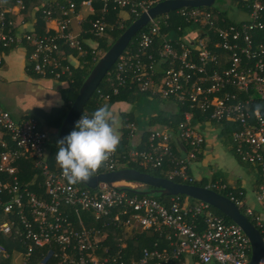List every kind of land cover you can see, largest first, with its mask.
<instances>
[{
	"label": "built area",
	"instance_id": "2783aa9c",
	"mask_svg": "<svg viewBox=\"0 0 264 264\" xmlns=\"http://www.w3.org/2000/svg\"><path fill=\"white\" fill-rule=\"evenodd\" d=\"M98 1L104 6L101 17L91 21L90 32L102 38L108 27L105 18L109 4L139 18L165 0H82L81 5L93 11ZM18 3L24 10V4ZM77 8V0L44 7L43 16L56 21L58 30L43 35L16 34L14 22L8 18L12 9H2L0 51L20 43L28 45L31 70L56 80L72 75L69 57L62 52L64 44L81 55L88 53L83 50V44H88L94 48L97 63L106 52L99 50L97 43L69 32L71 16ZM189 9L178 11L197 29H188L176 40L165 36L164 43L154 51V39L162 36V26L171 12L152 19L149 29L141 34L139 48L125 51L114 66L116 73L107 80L113 95L131 79L141 95L159 98L174 107L179 105L183 111V120L175 132L168 127L151 129L149 148L133 151L131 157L154 169L169 163L173 165L169 179L193 183L196 179L191 170L206 143L202 125L217 124L223 130L224 124L234 123L231 144L235 154L242 163L260 168L258 202L264 212V43L256 37L264 31V0L247 5L248 18L239 26L224 28L209 13ZM201 25L213 28L214 37ZM2 60L0 54V64ZM97 91L100 99L111 101V94ZM201 118L206 120L201 122ZM49 144L53 145V136L36 119L17 121L0 106V234L22 244L23 249H18L22 264H115V258L97 254L104 234L98 227H91L93 223L103 227L119 223L127 230L140 226L164 234L168 246L144 249L137 264L181 263L186 257L198 264L250 263L252 247L248 237L238 225L224 222L210 205L198 202L192 207L182 206L172 199V204L166 206L151 196L129 194L127 189H139L136 183L112 187L103 183L90 192L79 183L70 184L62 172L52 167V153L46 155ZM116 158L113 152L94 175L117 171ZM21 161L32 162L40 171L41 179L31 183L42 187L39 192L21 184ZM205 187L217 192L227 188L218 182ZM230 199L239 208L246 207V216L254 221L264 240V213H256L233 195ZM105 252H109L107 248ZM12 254L5 245L0 246L5 264H13ZM258 264H264V257Z\"/></svg>",
	"mask_w": 264,
	"mask_h": 264
},
{
	"label": "trees",
	"instance_id": "16d2710c",
	"mask_svg": "<svg viewBox=\"0 0 264 264\" xmlns=\"http://www.w3.org/2000/svg\"><path fill=\"white\" fill-rule=\"evenodd\" d=\"M18 1H22L27 7L31 5V3L35 2L36 0H0L1 2H4L5 4H12L15 5ZM67 1V0H66ZM65 0H62L61 2L64 4L66 3ZM82 0H77V6L79 7L81 5ZM239 2L240 6H243L245 10H247V5L254 2V0H235ZM263 1V0H261ZM97 9V14L94 16H91L88 22L87 27L89 28L88 32L84 37H88L89 40H91L94 43H97L99 45V50H102L103 52H106L110 49V47L116 42V40L127 30V28L138 18L136 15L130 13L129 10H122L119 7L114 8L113 4L108 5V13L106 15V22L108 24V27L106 29L105 35L100 38L95 36L90 32L91 29V21L96 20L97 18L101 17V10L104 6V4L101 1H98L94 4ZM47 8V6H45ZM43 8H40L39 10V22L41 23V26H44L45 24V17L43 16ZM196 8H191L189 10H193ZM122 11H127L130 14L129 19H123L120 16V13ZM201 12L203 13H209L212 17V19L216 22V24L220 27H228V26H239L240 21H233L230 17L227 11H222L214 7L210 8H201ZM194 23L191 21H188L185 17H183L180 13V11H174L170 13V18L166 25L162 26V36L154 39V51L158 50L162 43H164V37H174L173 39H180L184 36V34L188 31V29L198 27L193 26ZM201 28L206 29L207 33L211 34L212 37H214L213 32L214 29L208 26H202ZM149 29V26H146L144 29H142L138 35L132 40L130 45L128 46L127 52L136 51L139 48L141 34ZM40 34H43L41 30H38ZM256 37L259 41L264 43V31L259 32L256 34ZM2 48L0 51V54H2V57L4 53L8 52L10 48ZM63 55L67 56L68 54L78 55L80 60V66L78 68L72 69V75L65 77L64 79L68 83L69 86V102L65 108H57L55 109L52 114L49 116V123L50 126L53 129H56L59 131L67 113L70 109L72 103L76 99L79 90L90 74L91 70L96 64L95 54H93L94 48H91L88 44H83V50H87L88 53L85 55H81V52L77 49L70 48L65 46V44L62 46ZM67 52V53H66ZM3 66V60L0 64V69ZM36 76H40L38 74H35ZM116 73V67H113L107 77L102 82L101 86L98 90H102L103 93L111 94V104H115L118 102H127L129 104H135L137 103L140 98L142 97L139 92H137V84L132 83L131 79H128L127 85L122 86L120 88V92L117 95H113L111 92V88L109 87V83L107 82L108 78ZM141 96V97H140ZM148 97V96H147ZM149 98V97H148ZM153 100H160L159 98H152ZM165 102V101H164ZM106 101L102 100L98 96V91L93 95L91 100L89 101L87 107L84 110L83 114H93V112L106 105ZM1 106V105H0ZM2 107V106H1ZM3 108V107H2ZM4 109V108H3ZM177 109V110H176ZM5 110V109H4ZM176 111L172 112H161L158 115L152 116L149 119V126L151 129L155 126H161L162 128H169L173 132L176 131L178 128L180 122L183 120V111H181L180 106H175ZM30 119V118H28ZM26 119V120H28ZM206 118H201V122L205 121ZM24 121V120H23ZM130 121H135L134 115H130ZM236 128V124L234 123H226L223 126L222 135L225 139V143L229 144L231 143V134L232 131ZM150 129V130H151ZM144 133V140L141 143V149L145 150L149 148V131ZM57 142L52 145V156L50 159V163L52 164V167L55 168L56 171L61 172V169L58 167L56 161H55V154L58 150ZM132 141L130 139V130L126 128L122 134L121 140L119 142V145L117 146L115 152H116V161H117V170L129 168V169H135L143 173H148L152 176L159 177V178H167L169 179V173L173 170V165L166 164L162 168L154 169L150 167H146L141 164V160L134 161L131 157V153L133 150H131ZM176 148V147H175ZM140 149V150H141ZM234 147L231 145V153H234ZM177 153V150H176ZM102 171H100L101 173ZM18 176L20 177V182L22 185L30 187L31 191L33 192H39V190H42V187L38 184L31 185L32 181H34L36 178L41 179L40 171H38L36 168H34L32 162H25L21 161L19 162V172ZM173 181L178 183H185L189 185H196V186H206L204 182L195 181L193 183L190 182H183L181 179H174ZM81 185V184H80ZM81 187L85 188L86 190H89L90 192H94L95 190H90L86 188L85 186L81 185ZM143 188V187H142ZM139 188L137 190H130L127 189V192L129 194H138V191L143 192L145 190L151 189L150 187H144L143 189ZM220 194L224 195L227 198H230L232 195L235 196L237 199L243 200L244 197L240 192L227 187L225 190L219 191ZM141 196H151L158 201L162 202L166 206H170L172 204V199L175 200L176 203L179 205H189L190 207L194 206L199 201H196L194 199L188 198L186 196H161V195H141ZM213 212L219 216L224 222L228 224H232L233 222L226 217L224 214L219 212L218 210L212 208ZM241 212L246 215V207L240 208ZM251 221L252 219L247 216ZM75 220V218H73ZM199 220H202L200 218ZM254 223V221H252ZM89 225V224H86ZM91 227H98L102 233L104 234V237L102 239V242L99 243V247L97 249V254H102L103 257L108 258H115L117 262L115 264H120L121 262L131 264L135 263L137 264L142 256L144 249L149 250H155V249H163L168 246V241L166 239V236L164 234H161L159 232L151 230L143 229L140 226H136L133 229L127 230L125 228V225H119V223H109L107 227H103L101 224H92ZM12 239H7L2 234H0V246L5 245H15L16 248H21L22 244L18 242H13ZM122 245H125V247H121ZM106 248L108 249V253L105 252ZM25 251V250H24ZM9 252H12L9 249ZM48 260V259H47ZM7 260L3 263L5 264ZM170 264H179V262L174 261Z\"/></svg>",
	"mask_w": 264,
	"mask_h": 264
},
{
	"label": "crops",
	"instance_id": "0c3cea01",
	"mask_svg": "<svg viewBox=\"0 0 264 264\" xmlns=\"http://www.w3.org/2000/svg\"><path fill=\"white\" fill-rule=\"evenodd\" d=\"M61 1L36 0L29 7L21 1L25 6L24 10L21 9L19 1L15 5L1 2L0 11L2 9H12L8 18L14 22V32L18 35L30 32L40 34L38 30H41L43 34H54L58 30L57 22L46 20L44 26H41L38 14L40 8L55 2L62 3ZM123 12L120 13V16L126 19L123 17ZM96 14L95 5L93 11L80 5L75 14L71 16L70 34L88 39V37H84L89 30L87 25L90 17ZM30 54L31 49L24 43L13 45L8 52L4 53L3 66L0 69V105L17 121L28 118L36 119L40 127H44L42 129L53 136V144H55L58 131L50 126L49 116L55 109L67 106L69 86L65 79L56 80L34 75L32 73L34 71L30 68ZM67 56L69 57L67 61L72 69L80 66L78 55L68 54ZM110 106L112 107L110 121L114 123L119 141L124 130L128 128L132 141L131 150L139 151L141 143L145 139L144 133L151 129L150 126L140 130L137 121H130V115L135 116V113L129 103L118 102L110 104ZM163 110L162 112H172L169 105H164ZM222 131L217 124L207 123L202 125L201 132L206 138V143L198 161L193 165L191 173L196 181L204 182L206 185L211 182H218L240 192L247 207L254 209L256 213L263 214L262 207L258 202V194L262 184L260 168L242 163L236 154L231 153L232 144L230 143L229 146L225 143ZM7 248L13 251L12 263L22 264L19 248H16L15 245H9ZM4 262V257L0 255V264ZM179 264L198 263L195 259L186 257Z\"/></svg>",
	"mask_w": 264,
	"mask_h": 264
},
{
	"label": "water",
	"instance_id": "95a60500",
	"mask_svg": "<svg viewBox=\"0 0 264 264\" xmlns=\"http://www.w3.org/2000/svg\"><path fill=\"white\" fill-rule=\"evenodd\" d=\"M216 3L217 0H165L150 8L147 12L142 13L116 40L110 49L106 51L91 70L55 137L57 144L58 141L74 130L76 122L81 118L89 101L115 66L120 56L152 19L183 8H210L214 7ZM103 183L110 187L121 183H136L151 188L143 192L138 191L139 195L186 196L206 203L224 214L234 224L241 227L252 247L249 264H258L260 259L264 257V240L258 228L241 212L240 208L230 198L215 190H211L205 186L178 183L171 179L155 177L148 173L129 168L93 175L89 180L80 182L79 184L90 190H96Z\"/></svg>",
	"mask_w": 264,
	"mask_h": 264
},
{
	"label": "clouds",
	"instance_id": "9594fccd",
	"mask_svg": "<svg viewBox=\"0 0 264 264\" xmlns=\"http://www.w3.org/2000/svg\"><path fill=\"white\" fill-rule=\"evenodd\" d=\"M106 106L82 115L74 130L58 141L55 161L70 184L89 180L115 152L119 136Z\"/></svg>",
	"mask_w": 264,
	"mask_h": 264
},
{
	"label": "rangeland",
	"instance_id": "374dc122",
	"mask_svg": "<svg viewBox=\"0 0 264 264\" xmlns=\"http://www.w3.org/2000/svg\"><path fill=\"white\" fill-rule=\"evenodd\" d=\"M215 8L222 10V11H227L229 14V17L233 21L246 20L248 18V16L245 13V8L243 6H240L239 2H237L235 0H217V3L215 4ZM123 17L126 19H129L130 14L128 12L124 11ZM193 30H194V28H193ZM172 38H174V37H172ZM141 96H140L141 97L140 100L137 103H135L134 105L130 104V106L133 108V111L135 113V116H134L135 121L138 122V127L140 128V130L147 128L149 126V118L151 116H153L156 113L164 111L163 110L164 105H169L170 111L175 110L174 105L169 103V102L149 99L147 96H144V95H141ZM110 104H111L110 102H107L105 105L108 108L109 112H111V110H112V107L110 106ZM42 128H44V127H42ZM157 128H162V127L161 126L153 127V129H157ZM48 130H50V129H48ZM49 153H52V144H49L47 149H46V155H48ZM137 186H138V188H142V187L144 188V186H141L139 184Z\"/></svg>",
	"mask_w": 264,
	"mask_h": 264
}]
</instances>
